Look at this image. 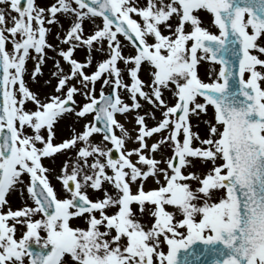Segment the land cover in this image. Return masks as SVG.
<instances>
[{
	"label": "snow or ice",
	"instance_id": "1",
	"mask_svg": "<svg viewBox=\"0 0 264 264\" xmlns=\"http://www.w3.org/2000/svg\"><path fill=\"white\" fill-rule=\"evenodd\" d=\"M0 5V264H264V0Z\"/></svg>",
	"mask_w": 264,
	"mask_h": 264
},
{
	"label": "rangeland",
	"instance_id": "2",
	"mask_svg": "<svg viewBox=\"0 0 264 264\" xmlns=\"http://www.w3.org/2000/svg\"><path fill=\"white\" fill-rule=\"evenodd\" d=\"M52 2V0H37V3L38 4H41V5H48ZM0 7H5V5H0ZM13 15H15V13L13 12L12 13ZM210 19V17L208 16H205V22L207 23L208 20ZM64 23V26L67 27L68 26V22L66 20L63 21ZM52 34H50L48 36V40L52 43H57V40H56V37L54 35V33L58 30L59 28V25H52ZM88 28H90L91 26L90 25H87ZM215 31V29H213ZM63 34V33H61ZM9 47H11V45L9 44L8 45ZM61 47H66V45H60ZM129 51H132L131 48H126V52H129ZM52 55H55L54 53L50 52L49 51V56H52ZM76 57L78 59H81L83 60L85 58V50L83 48L81 49H77L76 51ZM97 59H100V54L97 53ZM52 60L49 59L46 63V65L44 66V75L42 77L39 78L40 80V83L39 85H33V87H39L41 89V91H44V92H49L51 91V85H48V86H45L44 85V81L45 80H48L50 79V70L52 69ZM218 67V65H217ZM28 68L29 69H32L33 68V63L32 61H29L28 62ZM207 69H208V65L207 64H202L201 67H200V76L204 79V80H208L209 77L207 75ZM91 70V69H89ZM143 75V78L147 79V76L146 74H142ZM55 83V80H52V84ZM96 88H97V94L99 92V88H100V83L97 82L96 84ZM108 89L106 88V91ZM77 100H80L82 101L83 98L82 97H77ZM29 107H31V105H29ZM212 114V109H209V116H205L203 117L204 120L208 119ZM157 115H159V113H157ZM122 122H125V126L129 129H132L134 127V123L132 121V117L129 116V117H124V116H119L118 117ZM88 119H91V116L88 117ZM151 123V121H150ZM193 123L196 124L197 121L194 119L193 120ZM58 137L57 139H59L60 137H67L69 135V132H68V121H62L58 126ZM194 130H198L202 135H205L206 134V125L201 121L199 122V128L198 129H194ZM96 139L98 140L99 137H96ZM129 146H133V143L130 141L129 142ZM157 155H159V153H157ZM65 157L64 156H57L55 161H48V160H45V164L46 165H50L51 167L55 168L57 171L59 170V166L62 162V160L64 159ZM197 170H199V165L197 167ZM52 182L53 184L56 186V188L59 190L60 189V184L57 180H55V178L53 177L52 179ZM63 194V193H61ZM29 203H31V201H29ZM11 204H12V207L13 208H16V207H19L20 204H21V199L18 195H14L11 197ZM72 223L75 225V224H83V221L82 220H73ZM20 233L18 232L17 235H19ZM43 235V234H42Z\"/></svg>",
	"mask_w": 264,
	"mask_h": 264
},
{
	"label": "water",
	"instance_id": "3",
	"mask_svg": "<svg viewBox=\"0 0 264 264\" xmlns=\"http://www.w3.org/2000/svg\"><path fill=\"white\" fill-rule=\"evenodd\" d=\"M23 2H24V0H22V3ZM181 259L183 260V256L181 257ZM188 259H189L190 264H200V261L203 260L204 258L189 255Z\"/></svg>",
	"mask_w": 264,
	"mask_h": 264
}]
</instances>
